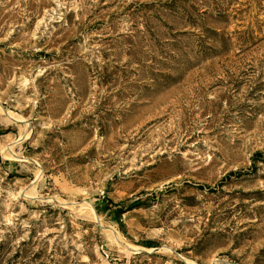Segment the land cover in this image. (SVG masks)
<instances>
[{
  "label": "rangeland",
  "instance_id": "rangeland-1",
  "mask_svg": "<svg viewBox=\"0 0 264 264\" xmlns=\"http://www.w3.org/2000/svg\"><path fill=\"white\" fill-rule=\"evenodd\" d=\"M0 264H264V0H0Z\"/></svg>",
  "mask_w": 264,
  "mask_h": 264
},
{
  "label": "trees",
  "instance_id": "trees-1",
  "mask_svg": "<svg viewBox=\"0 0 264 264\" xmlns=\"http://www.w3.org/2000/svg\"><path fill=\"white\" fill-rule=\"evenodd\" d=\"M122 213H124V210H118V211H117L118 220H120V215H121ZM145 244H146V246H148V247H155V246H157V245H154L153 242H148V243H145Z\"/></svg>",
  "mask_w": 264,
  "mask_h": 264
}]
</instances>
